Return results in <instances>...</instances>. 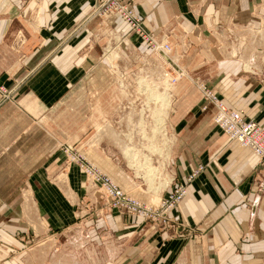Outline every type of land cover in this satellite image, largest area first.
I'll list each match as a JSON object with an SVG mask.
<instances>
[{
    "label": "crops",
    "instance_id": "obj_1",
    "mask_svg": "<svg viewBox=\"0 0 264 264\" xmlns=\"http://www.w3.org/2000/svg\"><path fill=\"white\" fill-rule=\"evenodd\" d=\"M120 1L133 6L148 31L174 20L189 27L195 20L189 28L202 38L210 36L219 17L243 20L241 16L264 11L263 0ZM95 6V0H0V83L12 95L9 101L0 95V161L16 160L0 175L23 176L21 183L16 179L3 189L17 190L20 184L31 191L34 212L28 216L20 211L14 218L16 249L22 231L45 237L48 244L43 260L41 249H31L29 264H83L75 252H87L93 264V252L103 249L110 250L106 264H120L114 259L122 243L126 264H264V167L254 153L226 141L210 120L214 109H202L200 94L194 98L185 93L182 102L195 100L176 111L172 118H180L171 126L179 139L170 152L174 176L169 179L185 190L170 217L198 233L189 241L170 239L140 219L109 210L105 201L87 194L75 168L63 170L64 185L47 180L48 174L63 168L57 143L82 148L88 129L111 120L121 102L117 80L110 74L119 64L106 60L107 50L125 55L116 45L122 38L132 49L129 55L149 51L127 36L118 17H97ZM18 34L25 42L15 50L12 42ZM205 50L215 48L197 49L196 56ZM194 62L199 67L211 62L206 80L222 104L264 128V78L243 71L249 58L240 63L212 54ZM88 155L127 189L138 188L114 148L103 143ZM3 189L0 180V192ZM1 203L2 243L14 235L5 232ZM5 259L0 256V264H6Z\"/></svg>",
    "mask_w": 264,
    "mask_h": 264
},
{
    "label": "rangeland",
    "instance_id": "obj_2",
    "mask_svg": "<svg viewBox=\"0 0 264 264\" xmlns=\"http://www.w3.org/2000/svg\"><path fill=\"white\" fill-rule=\"evenodd\" d=\"M120 2L121 4H126L125 2ZM249 3L253 2L249 1ZM126 6L136 13L133 6L130 4H126ZM222 7H225V3L222 4ZM262 12V14H249L247 17L246 15L241 16L240 18L243 20L233 18L232 21H228V18L219 17L217 20L220 22L212 25L213 29L210 30V36H204L203 38L189 28L195 24V20L191 22L189 27L174 20L160 26L157 30L148 31L143 28L150 36L152 41L150 45L143 43L138 38L133 40L143 44L149 50L148 52L140 53V50H138L136 53L129 55L132 49L128 48L127 42L120 44V49L124 50L125 55L119 54L118 50L114 52L107 50L108 53L106 52L105 54L106 60L110 64L116 62L119 64V66L115 65V69H113V72L111 70L110 74L113 79L117 80V93L121 95V102L117 105L116 112L111 120L99 123V127L94 131L88 129L86 139L82 140V148H75L73 145L71 146L62 141V143H57L58 164H61L63 168L58 169L59 171L55 174H48L47 180L52 184H55L54 182L56 181L64 185L63 178L67 172L63 170L75 168L83 179L82 184L87 194L91 192L95 198L105 201L109 210L120 213L126 218L140 219L147 227L151 226L164 234L166 233L170 239L177 237L182 242L192 239L198 233L194 232L193 228L182 226V223L176 222L170 217L171 210L179 201L172 206L166 207L164 205L169 204L167 201L169 193L171 194L179 188L184 189L175 180L172 183V179H169V176L174 171L170 168V152H172L174 145L179 139V132H174L171 126L172 122H176L180 117H172L177 110L181 109V106H191L195 100V94H200L198 92L200 85L203 84L209 87L211 84L206 79L210 78V70L213 68L212 63L208 62V64L199 67L194 62L196 58L205 60L209 59L212 54L217 55L219 59H224L231 55L235 56L242 52L239 46L244 44L246 45L243 51L244 58H235L240 63L249 58L250 62L246 63L248 67L245 65L243 71L257 78H264V11ZM33 27L31 25L32 29ZM24 42L25 37L20 34L16 35L12 42L13 48L18 50ZM164 45L171 48V51L156 50L159 46L162 47ZM210 46H213L215 51L209 52L205 50L201 56H196L199 54L196 52L197 49L204 50ZM0 87L6 89V98L9 101L12 97L11 92L10 96H7V93H9L7 88L1 83ZM185 93L194 96V98L189 102H182L184 101ZM210 120L212 121V117ZM64 125L69 126L68 122L64 123ZM226 139L227 142L236 143L228 140L227 137ZM103 143L114 148L116 155L119 154L121 158L123 157L124 166L126 169L129 168L132 180L137 182L138 188L135 187V190L138 189L142 192L143 197L137 196L135 190H129L120 184V181L113 175L102 171L94 158L88 155L90 149L95 146L100 149ZM87 146L88 149L84 151ZM126 148L128 153L133 154L137 151L136 153L141 154L140 158L136 159L137 161L139 160V164L130 165L129 162L128 164L125 163V160H128L124 153ZM258 161L260 162L259 165L264 167V162L259 159ZM15 162L16 160H1L0 170L2 171L3 168H6L8 164L12 167ZM85 168L100 173L106 179V183H112L126 197L136 200L138 207L134 212L135 215H129L123 211L124 203L122 204L123 206H115L116 202L112 201L113 195L109 196L106 190L101 188L104 180L100 183L101 187L96 185L91 188V179L84 171ZM149 170V174L146 175ZM16 179L21 183L20 179H23V176L0 175L2 189L3 184H12V181ZM66 192L68 194L67 199L70 201L72 197H70L67 190ZM124 195L123 197L125 198ZM31 196V191L22 188L20 184L17 190L7 191L3 189L0 192L5 223L4 229L8 234L10 232L14 235L13 239H6L2 243L0 242V256L6 258V264H29L31 249L33 251L36 248L41 249L42 252H39L41 260L46 256V252L44 253L47 248L45 246H48L46 238L33 236L30 233H21L22 231L17 233V239L21 246L18 250L16 249L14 218L20 215V211L28 216L34 214ZM89 209L93 210L91 205ZM122 244L124 245V243ZM123 245V248L118 249L117 257L115 258L116 252L114 257H112L120 264H126L127 262L125 258L127 249ZM83 253L75 252L73 254H79L80 261L83 264L92 263L89 261L90 257L87 252ZM93 255L95 256L94 263L96 264H106L110 260V250L108 249L97 250L93 252Z\"/></svg>",
    "mask_w": 264,
    "mask_h": 264
},
{
    "label": "built area",
    "instance_id": "obj_3",
    "mask_svg": "<svg viewBox=\"0 0 264 264\" xmlns=\"http://www.w3.org/2000/svg\"><path fill=\"white\" fill-rule=\"evenodd\" d=\"M95 9L94 14L97 17H100L103 20L117 16L120 18L127 26V36H131L134 39L138 38L143 43L150 45L152 43L150 36L143 29L142 20L138 15L126 4H121L119 0H95ZM120 39V38H119ZM124 39H120L116 45H120ZM241 44V43H240ZM246 45H240L242 52L235 56L231 55V58L236 59L242 57L243 51ZM161 49L163 52H170L171 48L167 45L159 46L156 50ZM108 53V52H107ZM248 67V66H246ZM115 69V68H113ZM112 69V72H113ZM200 92L201 99L203 101L202 109L207 110L208 106L214 109L212 114V122L216 127L224 134L225 137L230 141L236 142L240 147L245 148L256 156L260 161L264 162V128L253 119H247L242 116L239 111H233L227 109L218 96L213 92L208 86L203 84L199 86L198 89ZM0 94L4 100L6 98V89L0 87ZM7 96H10V92L7 93ZM132 152V151H131ZM137 152V151H136ZM141 155V154H139ZM129 162V161H128ZM139 164V160L136 164ZM144 166V165H142ZM131 167V166H130ZM140 167V166H139ZM138 167V168H139ZM84 171L88 174L90 180V186L93 188L96 185H101V181L104 180L102 189H105L107 194L113 195L112 201H115V206L122 205L123 211L129 215H135V210L138 207L136 200H132L124 195L115 185L112 183H106V179L100 173L90 171V169L85 168ZM93 190V189H92ZM97 190V189H95ZM125 196V198L123 197ZM184 195V189H176L175 192L169 193L168 202L169 204H164L166 207L172 206L174 203L179 201V199ZM117 208V207H115Z\"/></svg>",
    "mask_w": 264,
    "mask_h": 264
},
{
    "label": "bare ground",
    "instance_id": "obj_4",
    "mask_svg": "<svg viewBox=\"0 0 264 264\" xmlns=\"http://www.w3.org/2000/svg\"><path fill=\"white\" fill-rule=\"evenodd\" d=\"M113 58H114V56H113ZM112 58V59H113ZM123 152V151H122ZM124 153H125V155L127 156V158H128V161H129V164L130 165H133V164H136L138 161L136 160V159H139L140 158V155L138 154V153H136V152H134L133 154H131V153H128V149L126 148V149H124ZM145 166V165H144ZM141 168V167H140ZM148 168V167H147ZM146 168V169H147ZM147 171V170H146ZM154 171H155V169H154ZM149 172H150V170L146 173V175H148L149 174ZM153 172V171H152ZM165 186V185H164ZM164 188V187H163Z\"/></svg>",
    "mask_w": 264,
    "mask_h": 264
}]
</instances>
